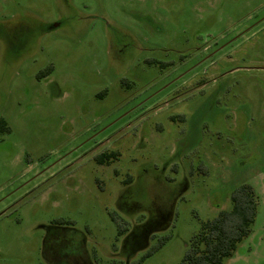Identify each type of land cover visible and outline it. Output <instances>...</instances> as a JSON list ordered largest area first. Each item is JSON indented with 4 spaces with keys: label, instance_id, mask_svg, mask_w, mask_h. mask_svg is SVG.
Returning a JSON list of instances; mask_svg holds the SVG:
<instances>
[{
    "label": "rangeland",
    "instance_id": "1",
    "mask_svg": "<svg viewBox=\"0 0 264 264\" xmlns=\"http://www.w3.org/2000/svg\"><path fill=\"white\" fill-rule=\"evenodd\" d=\"M0 117V264H178L242 184L264 264V0H0Z\"/></svg>",
    "mask_w": 264,
    "mask_h": 264
},
{
    "label": "trees",
    "instance_id": "2",
    "mask_svg": "<svg viewBox=\"0 0 264 264\" xmlns=\"http://www.w3.org/2000/svg\"><path fill=\"white\" fill-rule=\"evenodd\" d=\"M50 71H52V66L48 65L40 70L38 75ZM9 131L7 122L0 117V134ZM113 155V153H99L95 156V161L98 164H108ZM258 201L259 196L250 185L238 186L230 195L229 207L220 209L215 217L201 223L199 230L186 244L185 254L178 264H224L225 259L232 257L238 244L249 234ZM53 223L71 222L55 219ZM127 225L125 221L124 227H119L118 234L124 233ZM151 250L152 248L144 256L147 257Z\"/></svg>",
    "mask_w": 264,
    "mask_h": 264
},
{
    "label": "flooded vegetation",
    "instance_id": "3",
    "mask_svg": "<svg viewBox=\"0 0 264 264\" xmlns=\"http://www.w3.org/2000/svg\"><path fill=\"white\" fill-rule=\"evenodd\" d=\"M133 17H135L136 21H142V20L145 21V23L148 26H150L151 28H156V26H157V24L151 19L150 16H144V17L141 18L138 15H134ZM47 27L48 28H52V27H54V24H51L50 26L47 25ZM120 35L123 38H126V39L132 38L131 34L128 35L125 32H123L122 30H120ZM113 43L115 45L118 43V37L117 36H115V38L113 39ZM158 49L159 48H156L155 50H158ZM146 61H148V63H150L152 60H147L146 59ZM121 142H122V139H120V140L118 139L116 142H113V141L110 142L109 138L108 139L106 138L104 141L102 140V142H100L102 144V149H101V151H99V153H104V154L113 153L114 155L111 158V161L109 163L115 162L116 159H118V157L120 156V153H119V151L116 148H117L118 145L121 144ZM130 180H131V178L128 177V178H125L123 181L127 183ZM263 197H264V195H263Z\"/></svg>",
    "mask_w": 264,
    "mask_h": 264
},
{
    "label": "crops",
    "instance_id": "4",
    "mask_svg": "<svg viewBox=\"0 0 264 264\" xmlns=\"http://www.w3.org/2000/svg\"><path fill=\"white\" fill-rule=\"evenodd\" d=\"M263 186H264V182H263L262 185H261V189H260L261 191H264ZM261 191H260V193H261ZM260 196H262V195L260 194ZM233 259H234V260H233ZM240 259H241V257L232 258V259H231V262L237 264V263H238L237 260H240ZM242 260H243V259H242Z\"/></svg>",
    "mask_w": 264,
    "mask_h": 264
}]
</instances>
